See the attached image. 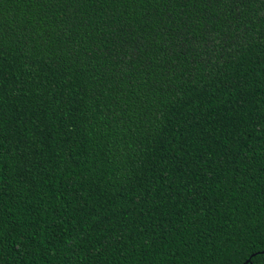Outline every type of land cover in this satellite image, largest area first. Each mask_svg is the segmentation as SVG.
<instances>
[{"label":"trees","instance_id":"obj_1","mask_svg":"<svg viewBox=\"0 0 264 264\" xmlns=\"http://www.w3.org/2000/svg\"><path fill=\"white\" fill-rule=\"evenodd\" d=\"M247 260L264 0H0V264Z\"/></svg>","mask_w":264,"mask_h":264},{"label":"water","instance_id":"obj_2","mask_svg":"<svg viewBox=\"0 0 264 264\" xmlns=\"http://www.w3.org/2000/svg\"><path fill=\"white\" fill-rule=\"evenodd\" d=\"M252 256H253V255H252ZM247 263H249V260L245 261V263H244V264H247Z\"/></svg>","mask_w":264,"mask_h":264}]
</instances>
